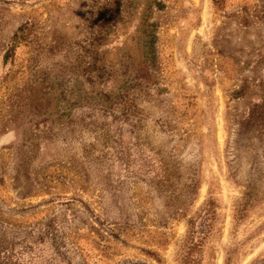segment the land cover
I'll return each mask as SVG.
<instances>
[{
	"label": "rangeland",
	"instance_id": "1",
	"mask_svg": "<svg viewBox=\"0 0 264 264\" xmlns=\"http://www.w3.org/2000/svg\"><path fill=\"white\" fill-rule=\"evenodd\" d=\"M155 1L0 0V264L41 260L53 217L74 264H264V0ZM147 2L156 61L123 54L131 167L48 151Z\"/></svg>",
	"mask_w": 264,
	"mask_h": 264
},
{
	"label": "trees",
	"instance_id": "2",
	"mask_svg": "<svg viewBox=\"0 0 264 264\" xmlns=\"http://www.w3.org/2000/svg\"><path fill=\"white\" fill-rule=\"evenodd\" d=\"M151 5L152 3L150 2L144 5V11L135 30L136 34H139V38L135 44L123 41L121 43H114L113 45H111L112 43H102L100 45L104 55L97 57L94 61L97 73L93 83V92L80 100L81 109L76 113L75 117H71L69 121H63L62 123L50 126V131L57 129L60 132L77 128L78 134L72 138L63 137L62 135L58 136L59 134L50 135L47 139L48 151H51L55 146L53 144H60L58 150L64 149L67 146L73 150H79L80 148L81 157L87 159L90 167H95L96 169L112 166L131 167L130 159L134 154L133 144L130 143V139L131 135L135 133L137 123L134 119H131L129 114L126 115V104H128L127 98L129 95L126 91L128 86L124 67L126 66V61H129V59L126 58V60L123 54L136 47L139 54V57H136L138 61L143 64L149 62L155 63L158 38L155 29L156 23L149 19ZM154 5L159 9H162L164 6L158 0L155 1ZM24 29L25 26H21L15 33L14 42L4 55L5 61L10 59L11 52L21 43L23 37L19 34ZM65 108L69 107L66 106ZM69 112L72 115L70 109ZM76 120L77 123H75ZM86 133L93 134L92 142H87L84 139ZM166 180H169L168 177ZM62 224L63 222L57 221L55 217L45 222L43 227L45 228V232L42 239L46 240V255L41 260L36 259L30 264H74L64 251L67 245L54 243L55 235H64ZM58 249L61 251L58 252ZM24 257L17 255L12 264H26V258ZM35 257L38 256L35 255ZM7 262L9 263V261Z\"/></svg>",
	"mask_w": 264,
	"mask_h": 264
}]
</instances>
